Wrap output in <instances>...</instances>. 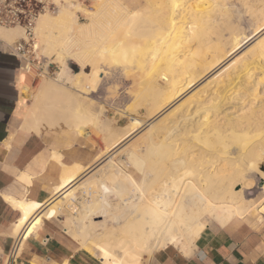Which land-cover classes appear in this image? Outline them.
Segmentation results:
<instances>
[{"label": "bare ground", "instance_id": "6f19581e", "mask_svg": "<svg viewBox=\"0 0 264 264\" xmlns=\"http://www.w3.org/2000/svg\"><path fill=\"white\" fill-rule=\"evenodd\" d=\"M241 1L250 16L257 19L255 38L247 46L239 39L234 38L232 43L228 40L238 7L228 0H97L95 11L87 12L90 22L81 25L77 23L78 5L65 0L67 6L61 5L56 15L46 12L37 21L33 53H37L41 40L44 52L60 61V78L68 74L69 46L74 26L78 25L75 44H80L83 51L73 57L82 67L76 77L82 75L78 79L84 78L85 83L82 86L81 81L77 82L74 93L46 82L30 95L33 104L28 110L25 105L30 87L25 76L21 77L19 115L24 117L23 128L36 133L44 128H68L84 135L92 124L107 131L109 125L100 117L102 111L97 113L86 99L97 91L103 75L110 74L105 66L123 70L128 79L136 75L133 65L137 64L142 73L135 76L139 83L132 92L130 123L122 131L110 133L108 150L133 138L144 127V120L134 115L138 107H146L153 119L163 113L150 123L151 128L171 133L160 150L150 138L145 140L147 135L142 141L151 143L143 152L128 148L127 157L139 170V180L127 169H120L128 166L126 162L117 167L108 157L111 161L103 167L105 170L83 184L86 194L96 190L99 196L84 200L77 215L67 216L60 198L64 196L66 202L76 199L69 188L84 168L64 167L62 182L60 179L46 206L49 211L43 215L51 221L65 215V226L72 237L82 245L97 247L106 263L141 264L145 255L151 256L169 245L189 253L206 226L204 219L223 226L264 201L256 204L246 200L255 182L251 172L264 183V0ZM56 25L62 28L52 36L48 31ZM21 33L20 28L0 29V40L11 45L22 37L28 42ZM246 47H250L248 52L244 50L247 54L235 58ZM258 72L263 76L259 78ZM209 74V81L202 85ZM199 84L202 87L193 100L172 108L171 104ZM170 106L172 110L167 114L165 110ZM188 137L198 141L192 147L198 153L175 156L174 152L167 167L173 143ZM216 161L224 164L213 169L204 166ZM182 168L189 170L170 178ZM187 174L190 178H184ZM261 191L264 194V185ZM113 193L119 199L117 203L108 199ZM5 200L21 213L15 228V236L20 238L18 257L24 231L32 223L33 229L43 224L40 213L44 207L29 199ZM96 215L104 220L94 221Z\"/></svg>", "mask_w": 264, "mask_h": 264}, {"label": "crops", "instance_id": "0c3cea01", "mask_svg": "<svg viewBox=\"0 0 264 264\" xmlns=\"http://www.w3.org/2000/svg\"><path fill=\"white\" fill-rule=\"evenodd\" d=\"M22 41L10 45L0 40V264H6L12 251L17 239L16 223L21 218L5 197L29 199L44 207L40 213L43 224L33 229L32 223L23 233L17 264H108L97 247L82 245L72 237L65 226V215L57 221L43 215L49 211L46 206L61 184L65 168H84L69 188L79 196L83 184L96 174L101 158L91 136L68 128H44L40 133L23 128L19 80L25 76L29 85L30 76H23V62L12 53ZM32 104L31 100L26 102V109ZM204 222L206 226L189 253L169 245L151 256L145 255L141 264H264V201L226 225L206 219Z\"/></svg>", "mask_w": 264, "mask_h": 264}, {"label": "rangeland", "instance_id": "374dc122", "mask_svg": "<svg viewBox=\"0 0 264 264\" xmlns=\"http://www.w3.org/2000/svg\"><path fill=\"white\" fill-rule=\"evenodd\" d=\"M72 1L76 5H78L77 10H76L77 11L76 12L77 23L79 25L89 23L90 18L88 17L87 12L95 11V9H96L95 5L97 4V0H72ZM239 1H241V0H228V2H230L231 4L234 3L233 5L235 6V4H236V7L237 6L238 7L237 8L235 7L237 12L234 14V18H233V20L235 21L234 30L232 31L231 34L228 32L227 36L230 35L229 39H228L230 41V43H232L234 38H235V39H239L242 42L243 46H247L250 43V41L253 40L252 38H255L254 37V31H255V28H257V19L250 16V13H249L250 11L245 10L246 9V7L244 6L245 4L241 1L244 4L243 5V4H241V2L239 3ZM56 2L58 3V10L52 11L51 12L52 15H56L58 13V11L61 8V5L67 6L65 0H58V1L56 0ZM238 8H240V9H238ZM61 28H62V26L56 25L53 29L49 30L48 32L50 35L54 36L55 32H57ZM77 28H78V25H75L74 30H73L74 35L72 37V42L70 43V46H69L70 54H69V59H68V67H69V69H67L68 74L66 76H64L63 78H60V76H59L63 70L62 69L63 67H62L60 61L56 60V58H57L56 56L47 55L44 52V49H43L44 46L40 42L41 40L38 41V48L39 49L37 50V53L35 55L39 58V60L48 61V65H50V67H54V73L56 74V76L52 77V78H45V79H36L35 75L30 76L29 86L32 88V90L30 88L29 94L26 96L27 102H29L30 100L33 101V99L31 98L30 95L35 94L36 91L46 82H49L54 86L56 85L59 88H62L64 90L74 92V93H75V89L76 90L78 89V85H76L77 82L80 84L79 81H81V85L82 86L84 85L82 83V82L85 83L84 78H82L83 81H82V79H78V78L82 77V75L76 77V74L78 72H81V70H82L81 64L79 63V61L75 57H73V55L80 54L83 51L80 44H77V45L75 44V39H77L79 37V31ZM0 29L8 30L10 28H1L0 27ZM54 29H55V31H54ZM21 30L23 31V33H21V34H23V37L25 36V38H26L24 30L23 29H21ZM20 40H24V39H22V37H21V38H18L17 40H15L14 42H18ZM195 47L196 46L193 45V48H195ZM71 50H73V51H71ZM244 50H245V52H246V50L248 52L250 50V47H248V48L246 47V49H243L241 52H239L235 56V58L243 56L242 54H244V55L247 54L244 52ZM74 52H75V54H73ZM225 63L227 64V62H225ZM225 63L223 65H225ZM133 66H134V69L136 70L135 71L136 75L137 74L139 75L142 73V70L137 67V64H134ZM105 67H104V70L110 74L103 75V79L101 80L100 85L97 88V91L95 93H92L89 96V98L86 100H87V103H90L92 105V108L94 110H97L96 111L97 113L102 111L100 117L102 118V120L104 122L108 123L109 126L107 127L108 128L107 131L103 132V131H100L99 128H96V127H94V125L90 124L88 126L87 130H85L84 135L87 137L91 136V138L93 140H95L96 146L99 149V157L101 158V160H100L101 163H100L99 167L96 169V172H98L99 170L101 171L102 169L105 170L104 168L106 167L107 162L110 163V161H111L110 159H112L113 164L116 163L117 165L116 164L115 165L117 167L128 165L126 167H121L120 169H122V170L127 169L125 171L126 172L128 171L127 172L128 174L133 175L134 178L139 180L141 177L139 170L134 165V163H132L127 157L128 156L127 153L129 151V149L137 148L139 150V152L141 153L151 143L150 140H152L153 144L154 143L157 144L158 148L160 150L161 148H163V145H165L164 142L167 140L168 136L171 135V133L167 130H164V129L163 130L157 129L158 130L157 131L156 129L151 128L150 123L153 122V120L155 121L157 118L161 117L163 115V113H161L159 116H156L157 118L154 117V119H153L150 117L148 109L146 107H138V108H136L137 114H134V115L137 116L138 118H140L141 120L142 119L144 120V122H145L144 127L142 129H140V131L136 135H134L133 138L131 137V139L123 142L122 144L120 143L112 151H109L108 150L109 149V147H108L109 142L108 141L110 138L109 137L110 133L111 132L115 133V131H116V133L122 131L123 128L126 127L130 123V115L132 114V112H130V108H131V105L133 104L132 102H134V97H133L132 92L136 89L137 84L139 83V79L136 77L137 79L135 81L136 75L133 76L132 78L127 79L126 76L124 75L123 70L121 71V69H119V70L118 69H111L107 66H105ZM214 72H212L210 74L212 75ZM210 74H209V76H207L205 79L202 80L203 81V82H201L202 85L204 83H206L207 81H209V77H211ZM24 75H25V73L23 72V76ZM257 75L259 78L263 76V74L259 73V72L257 73ZM76 78L78 81L76 80ZM201 84L197 85L198 87L196 86L194 89L192 88L189 91H187L186 93H184V95H182L177 101H175L173 104H171V106L172 105L178 106L179 104L187 105L191 100H193L192 97L195 96L194 95V94H196L195 92L201 89V87H202ZM213 86L211 85V87L208 88L209 94L212 92L211 90H212ZM220 86H222V85H220ZM72 88H74V90H72ZM201 97H203V96H201ZM204 99H206V96L203 97V100ZM188 100H189V102H188ZM186 102H188V103H186ZM171 106L168 107L165 111L167 112V110H172ZM172 108H173V106H172ZM168 113H169V111L167 112V114ZM209 116H211V115H209ZM166 124H169V121ZM166 124H164V125H166ZM45 129H49V128H45ZM107 132H108V134H107ZM148 133H149V135H148ZM144 135H147L148 137L145 138ZM150 135H153V136H150ZM143 136H144L145 140L150 138V140H148L150 142L149 143L147 142V144H146L147 140L146 141L144 140V142H143L142 141ZM133 140H135V141H133ZM138 140L142 141L143 146H142V144H140L141 142H139ZM255 140L256 139H254V141ZM132 141H133L134 145H130L132 143ZM197 142L198 141L193 140L192 138L188 137L187 140H185V141L180 140L176 143H173L172 148H170V153L172 152V154L170 155L169 159L167 160V163H165L167 165V167L170 168L174 152H175V156L180 155V154H185V153L191 154V155L198 153L197 148H192L193 146L198 145ZM144 143L146 144V146H144L145 145ZM120 149L123 152L124 151L125 152L123 153ZM126 149H128V150H126ZM117 152H118V154H117ZM112 154H117V156L115 157ZM113 156L115 158H113ZM108 157L109 158L112 157V158L109 159ZM117 162H119V164ZM123 162L124 163L126 162V163L124 164ZM220 162L216 161V162H213L212 164L208 162V163H205L204 166H210L213 169L216 166L218 167V166H222L224 164V161H220ZM120 163H122V165H120ZM188 170H189V168H186V169L182 168V169H180L179 172L174 173L176 175H173V176L171 175L170 178H174L175 176H179L180 174H182ZM191 172L192 171H190V173ZM250 177L253 178V181H255V182H254L253 188L251 190L247 191V193H246L247 199L246 200L247 201L250 200V201L258 204L264 199V194L261 191V188L264 185V183L259 178V176H257V174L255 172H251ZM184 178H190V176L187 174L184 176ZM237 189H241V187H237ZM96 192H97L96 190H91L88 192V194H86L82 190L80 192L79 196L75 195L76 199H72V200L69 199V200H67V202L65 201L64 210H66V212H67L66 215H70V214L77 215L80 212L81 205H79L80 203L77 204V202H75L74 200L80 201L81 203L84 202V200L85 201L92 200L94 198V196L96 197V194H97V197L99 196V194ZM113 194H111L108 199L112 203L113 202L117 203L119 199H118L116 194H114V195ZM78 197H80L81 200H78ZM93 219H94V221H99V220L103 221L104 220V218H102L101 215L99 217L96 215L93 217Z\"/></svg>", "mask_w": 264, "mask_h": 264}, {"label": "built area", "instance_id": "2783aa9c", "mask_svg": "<svg viewBox=\"0 0 264 264\" xmlns=\"http://www.w3.org/2000/svg\"><path fill=\"white\" fill-rule=\"evenodd\" d=\"M58 10L56 0H0V27L21 28L29 41L23 40L15 45L12 53L23 64L21 71L28 76L35 75L36 79L55 77L54 67L48 65V61L39 60L33 53L35 42L34 29L41 15L46 12ZM20 238L15 239L12 251L7 257L6 264H17L19 258Z\"/></svg>", "mask_w": 264, "mask_h": 264}]
</instances>
